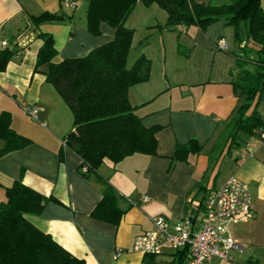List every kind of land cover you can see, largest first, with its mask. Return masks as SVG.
<instances>
[{
    "label": "crops",
    "instance_id": "1",
    "mask_svg": "<svg viewBox=\"0 0 264 264\" xmlns=\"http://www.w3.org/2000/svg\"><path fill=\"white\" fill-rule=\"evenodd\" d=\"M261 3L264 8V0ZM86 10V0H0V48L3 41L19 48L0 71V112L9 111L11 127L32 139L26 147L0 156V204L6 200V187L21 180L54 198L39 214L26 218L82 258L83 264H160L176 251L164 245L159 254L143 253L133 248L134 238L152 228L156 215L171 221L194 219L205 198L235 175L248 184L254 216L227 226L226 234L244 244L242 252L231 250V260L212 262L264 264V138L257 132L241 133L239 147L228 149L232 116L244 102L231 85L236 72L232 52L240 46L235 33L237 29L245 41L244 21L237 26L217 20L204 29L196 25L173 29L164 27L167 14L158 5L138 2L125 22L134 31L128 65L144 54L152 67L147 81L128 89V100L145 127H160L157 154L134 153L83 172L80 158L62 141L72 129V112L45 80L46 65L36 71L34 66L43 43L39 32L53 37L57 60L86 55L113 37L105 23L100 24L99 35L90 33ZM43 13L57 17L33 23L31 17ZM219 39H224L226 51L217 46ZM29 105L39 106V120L29 116ZM256 110L264 123V92ZM192 138L201 151L190 153L187 161L172 160L176 145ZM3 145L0 138V148ZM102 179L114 187L116 205L123 210L116 224L91 214L103 196ZM142 195L148 200L137 201Z\"/></svg>",
    "mask_w": 264,
    "mask_h": 264
},
{
    "label": "trees",
    "instance_id": "2",
    "mask_svg": "<svg viewBox=\"0 0 264 264\" xmlns=\"http://www.w3.org/2000/svg\"><path fill=\"white\" fill-rule=\"evenodd\" d=\"M87 29L93 35L101 33L100 24L113 29V37L86 55L56 59L57 49L53 37L44 32L37 35L43 41L38 50L34 71L46 65L45 80L52 84L73 116L72 129L63 137L65 146L80 158V166L97 171L106 160L113 164L134 154L156 155V132L159 126L145 127L140 116L128 100V89L150 77L152 62L140 54L131 65L133 29L125 22L138 2L144 6L158 5L167 14L164 27L175 28L196 25L204 29L208 24L224 20L237 26L244 21L246 39L243 42L236 29L239 48L232 52L236 72L231 85L236 95L244 96L231 119L228 149L239 147L241 133L257 132L262 138L264 123L256 110L264 92V8L261 0H231L228 3L196 0H86ZM43 13L31 17L33 23L55 19ZM244 43L241 46V43ZM19 50L6 45L0 48V71ZM226 51V49H224ZM0 138L4 140L0 156L26 147L32 139L11 127V113L0 112ZM201 145L194 138L177 144L172 160L187 161L190 153H199ZM86 174V173H85ZM103 196L92 210L98 220L118 223L123 213L116 205L115 189L102 179ZM6 200L0 204V264H83L84 260L73 255L59 244L50 233L33 225L26 214H39L52 196L46 197L21 180L6 187ZM187 248L178 250L169 264H183Z\"/></svg>",
    "mask_w": 264,
    "mask_h": 264
},
{
    "label": "built area",
    "instance_id": "3",
    "mask_svg": "<svg viewBox=\"0 0 264 264\" xmlns=\"http://www.w3.org/2000/svg\"><path fill=\"white\" fill-rule=\"evenodd\" d=\"M2 44L7 45L6 41ZM243 45L244 43L241 44ZM217 46L224 49V39H219ZM26 110L33 120H39L38 105H29ZM261 135H264L262 130ZM244 152L245 149H242L241 154ZM82 171L86 172L87 167L83 166ZM147 200V195L137 199ZM199 212L201 215L198 213L194 219L181 217L175 221L163 215L154 216L151 219L152 228L134 238L133 248L147 254L161 253L164 245H168L173 251L187 248L185 264H213V258L231 260V250L242 252L244 244L226 232L230 223L248 221L254 216V206L246 182L235 175L230 176L205 198Z\"/></svg>",
    "mask_w": 264,
    "mask_h": 264
},
{
    "label": "rangeland",
    "instance_id": "4",
    "mask_svg": "<svg viewBox=\"0 0 264 264\" xmlns=\"http://www.w3.org/2000/svg\"><path fill=\"white\" fill-rule=\"evenodd\" d=\"M202 1H205V2H207L208 0H202ZM140 3V2H139ZM137 5V4H136ZM174 31H177V30H174ZM227 149H225V151H226ZM201 215V212H199V216Z\"/></svg>",
    "mask_w": 264,
    "mask_h": 264
}]
</instances>
